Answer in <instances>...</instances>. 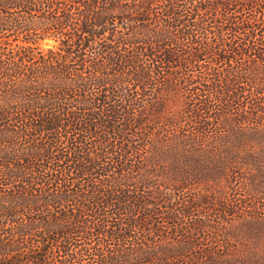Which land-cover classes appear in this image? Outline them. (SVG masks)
Segmentation results:
<instances>
[{
  "label": "trees",
  "instance_id": "obj_1",
  "mask_svg": "<svg viewBox=\"0 0 264 264\" xmlns=\"http://www.w3.org/2000/svg\"><path fill=\"white\" fill-rule=\"evenodd\" d=\"M249 140L264 0H0V264H183L194 156Z\"/></svg>",
  "mask_w": 264,
  "mask_h": 264
},
{
  "label": "rangeland",
  "instance_id": "obj_2",
  "mask_svg": "<svg viewBox=\"0 0 264 264\" xmlns=\"http://www.w3.org/2000/svg\"><path fill=\"white\" fill-rule=\"evenodd\" d=\"M51 44L54 42L49 40L43 46ZM215 104H218L216 108L221 106ZM212 115L208 112L205 119H211ZM211 131L216 133L212 128ZM242 142L241 146L230 145L229 151L239 154L236 159H229L226 151L218 147L223 143L194 156L201 158L196 160L202 164L198 166L195 162L201 175L195 179L198 185H192L175 198L193 199L205 194L212 210L204 206L195 212L193 218L209 227L203 226L198 235L189 236L200 244H193L190 257L183 264H211L213 260L212 264H264V141ZM215 202H223L230 213H223ZM160 226L161 234H167L168 226ZM180 239L190 240L187 234Z\"/></svg>",
  "mask_w": 264,
  "mask_h": 264
}]
</instances>
